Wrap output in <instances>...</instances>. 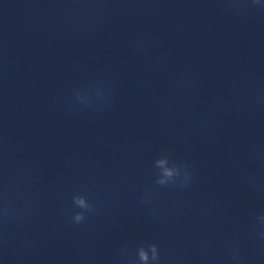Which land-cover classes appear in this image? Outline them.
<instances>
[{"label": "clouds", "instance_id": "9594fccd", "mask_svg": "<svg viewBox=\"0 0 264 264\" xmlns=\"http://www.w3.org/2000/svg\"><path fill=\"white\" fill-rule=\"evenodd\" d=\"M221 9L234 16L244 17L252 14L264 15L262 0H220ZM150 45L148 37H139L133 42V51L147 55ZM154 62L159 63L160 58ZM170 86L180 91H190L195 87L191 78L179 74L170 82ZM115 94V84L108 79L93 82L88 85H77L72 89V99L69 107L74 111L104 112L111 108ZM264 101V97H258ZM193 123L206 127L203 119H194ZM253 158L264 164V151L253 149ZM154 175L150 185H146L138 196L139 203L144 206L151 220L168 227V213L156 202L158 190H188L198 178V168L189 159H177L171 150L161 151L153 161ZM248 188L253 191H264L255 176L246 178ZM19 186L4 181L0 184V240L7 246L9 243V228L22 227L32 221L36 208L33 199L18 196ZM108 199L115 200L116 193L111 185L104 186ZM100 205L93 195L91 187L85 185L80 191L71 195V205L65 210L67 222L72 227H81L91 216L97 215ZM251 241L254 245L264 248V212L254 214L252 220ZM224 257L222 264H249V258L238 242L232 238L224 241ZM118 264H169L160 245L153 241H142L134 248L128 242H122L118 250Z\"/></svg>", "mask_w": 264, "mask_h": 264}]
</instances>
